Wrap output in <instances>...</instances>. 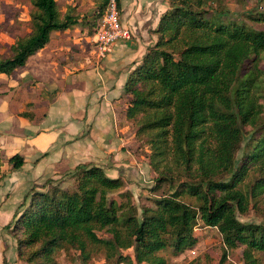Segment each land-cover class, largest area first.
Returning <instances> with one entry per match:
<instances>
[{
    "label": "trees",
    "instance_id": "16d2710c",
    "mask_svg": "<svg viewBox=\"0 0 264 264\" xmlns=\"http://www.w3.org/2000/svg\"><path fill=\"white\" fill-rule=\"evenodd\" d=\"M119 6H121V0ZM228 0H168L150 47L125 85L127 120L150 149L156 174L151 205L135 202L122 178L89 163L62 180L32 188L9 227L24 264H59L60 252L81 264H173L215 228L222 260L243 250L260 264L264 223V5L232 15ZM264 1V0H262ZM102 0L95 23L106 14ZM78 24L58 0H31V32L0 54V74L13 75L44 49L53 32ZM16 169L23 159H11ZM66 180L73 187L64 188ZM133 250V253L128 251ZM188 264H204L199 258Z\"/></svg>",
    "mask_w": 264,
    "mask_h": 264
},
{
    "label": "crops",
    "instance_id": "0c3cea01",
    "mask_svg": "<svg viewBox=\"0 0 264 264\" xmlns=\"http://www.w3.org/2000/svg\"><path fill=\"white\" fill-rule=\"evenodd\" d=\"M168 7L166 0H121V21L132 38L105 53L95 37L101 19L94 28L95 12L74 15L77 25L53 32L50 43L13 75L0 74V264H24L9 227L34 186L88 163L125 182L129 172L139 173L124 89L156 43L152 32ZM15 40H4L0 54ZM15 156L24 161L19 169L11 162ZM134 187L128 181L127 190Z\"/></svg>",
    "mask_w": 264,
    "mask_h": 264
},
{
    "label": "rangeland",
    "instance_id": "374dc122",
    "mask_svg": "<svg viewBox=\"0 0 264 264\" xmlns=\"http://www.w3.org/2000/svg\"><path fill=\"white\" fill-rule=\"evenodd\" d=\"M85 1H87V4L85 3V5H83L84 0H73V2H71V0H59L58 2L59 9L62 12V15L63 14L65 15L66 13L70 12V13H74V15L79 14V16H81L83 14L88 15V12H92V13L97 12L102 3V0H85ZM166 1L168 4V0ZM74 4H77L75 8H74ZM263 5H264V1L262 0H228L227 1V6L229 8V11L231 12L232 15L235 16L236 14L245 12L249 8H257L258 6L263 7ZM30 11H31V0H0V44L4 40H11V38L13 37H15L16 39L18 37H24L31 32L29 26H27V22L30 20ZM99 24L101 25V20L98 23V25ZM260 29H264V27H260ZM2 55H6V56L10 55V51L5 52ZM131 149L133 150L132 155L136 154L140 158L138 159L139 161H137L135 167V169L139 170V173L137 174L136 171L129 172L127 176L128 179L126 180H128L129 182H133V184L135 185L133 189V193H134L135 202L138 205V207L149 206L151 205V200L149 198L154 199L163 196L162 191L155 194L150 192V188H152L155 184L154 180L156 177V174L152 171L149 165L150 149L147 145H141L140 143H139V148L136 146ZM141 156L143 157V159H141ZM141 161H143L144 164H142ZM115 175L119 177L117 174ZM62 177L53 180L58 182L63 179ZM128 181L125 182L123 180L125 185L124 190H126L128 187ZM46 183H43L40 186H43ZM63 187L64 188L73 187V181L66 180L63 183ZM241 220L243 222L252 221L261 224L264 223V220L259 218L254 213V211L250 212L245 217L242 216ZM196 235L199 237L198 245L195 248L186 251L181 256L178 257L168 256L170 258V261L173 264H188L192 260L199 258L203 261L204 264H220L222 260V237L218 232V230L215 228L206 227L201 222L196 230ZM133 252H134L133 250L128 251V253L130 254ZM255 257L259 259L260 264H264V253L256 254ZM57 259L59 264H81L80 261L76 260V256L75 255L73 256V254H71L69 257V255L60 252L57 256ZM91 264H105V260L101 256L98 257L96 256L95 259L91 261ZM226 264H245L243 259V250L238 249L230 252Z\"/></svg>",
    "mask_w": 264,
    "mask_h": 264
},
{
    "label": "built area",
    "instance_id": "2783aa9c",
    "mask_svg": "<svg viewBox=\"0 0 264 264\" xmlns=\"http://www.w3.org/2000/svg\"><path fill=\"white\" fill-rule=\"evenodd\" d=\"M96 43L101 52L105 53L117 43L132 38V32L121 21V11L118 0H109L106 14L101 20L96 34Z\"/></svg>",
    "mask_w": 264,
    "mask_h": 264
}]
</instances>
